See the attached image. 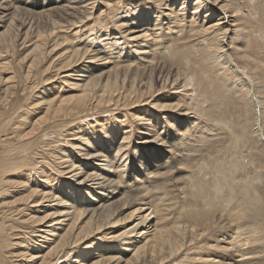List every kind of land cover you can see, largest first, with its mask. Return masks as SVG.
<instances>
[{"label":"bare ground","instance_id":"bare-ground-1","mask_svg":"<svg viewBox=\"0 0 264 264\" xmlns=\"http://www.w3.org/2000/svg\"><path fill=\"white\" fill-rule=\"evenodd\" d=\"M30 1H33L37 8H33L29 4ZM40 1L42 0H23V2L0 0V29L5 28L0 32V103L4 104L3 106H9L16 94V81L19 78L16 71L12 73L15 65L13 66L14 61L9 60L8 56L18 51L19 47L27 46L28 43L36 40L33 49L23 58L24 62L21 60L25 63L27 71L23 74V81L32 82L34 69L42 75L41 83L29 88L26 101L34 100L30 104L34 105V108L37 106L36 111L45 109L43 117H39L32 124L30 122L33 118H27L31 112H28V109L31 107L25 111L28 104L24 105V103L20 104L16 111L13 108L14 111L10 115L0 119V136L5 134L7 126L19 120L18 126L16 125L18 130L14 136L20 138L18 144L10 146L11 144H7L0 137V198L2 197L0 201L2 202L0 203V264H185L184 260L195 263L203 256H214L212 260L206 262L209 264H233L232 261L221 263L219 260L221 257L216 253V250L226 253L231 249L234 250L231 259H236L240 264H260V262L264 264L262 249L264 232L255 226L253 229L252 226L243 227L240 223H236L240 218H234L233 212L232 214L224 213L227 209L226 204L216 201L207 192L201 194L197 188H192L193 196L202 198L203 200L200 199L202 202L198 201L196 208L192 209L183 210V207L179 206L178 217L172 221L170 215L174 207L172 203L164 204V198L167 195L162 196L158 193L155 196L156 191L152 190L162 184L157 180L158 174L160 177L163 176L162 171L177 158L174 152L187 153L185 157L197 154L195 147L190 150L181 149L179 133L183 132V127L185 126L184 131H188L192 124L195 126L196 121L204 116L203 112H207L204 107L205 100L212 99L209 96H226L216 88L211 89L209 83L207 85L202 78L203 74L197 72L198 68L203 71L204 69L184 56L188 45L193 50L198 45H191L193 43L191 39L199 35H201L199 38L207 37L209 33L214 35L215 40L210 45L211 49L207 51L210 53L206 54L216 52L215 57L217 54L216 58L222 62L223 67L231 68L229 69L233 72L231 76L234 74L233 77H236L237 82H240L239 85H242L234 84L231 91H237L245 86L246 79L244 77L239 79L238 73L244 76L247 74L237 70L240 67L239 63L245 64V68L249 69L247 77L250 81L246 77L248 79L246 85L251 98H257L258 90H255L254 86L264 85V77L262 73H259L258 63L251 56L249 57L244 49L239 46L234 49V44L232 46L230 43L232 36L237 33L242 34L243 30L236 24L237 13L230 11V8L221 2L222 0H209L213 1L218 8L209 7L207 0H196V3H203L208 8L204 11L207 15L201 26L196 28L197 21H192L185 31L184 22L180 21L179 24L176 22L173 33L171 34L168 30L167 34L171 35L165 34L166 36L163 37L165 41L159 44V46H170L174 50L177 58L172 60V65L166 66L153 61L151 56L159 47L154 42L146 44V47L149 45L148 53L150 54L137 58L139 62L128 61V65L113 68L108 65L113 62L106 51L95 52L92 55V50L83 49L77 43L70 42L71 44L67 47L69 38L57 34L66 29L70 32L71 28H78L80 25L82 28L95 15L94 12L100 0H43L44 5L52 8L41 12L28 11L31 8L32 10L42 8L41 3L37 4ZM157 1L159 5L164 2V0ZM178 1L182 5L179 11L183 13L187 10V0ZM21 3L31 8L21 6ZM195 4L193 5L196 9L200 8ZM171 11L172 13H166L165 16L173 17L172 15L175 14L177 19L180 14L175 13L173 9ZM215 15L219 19H216ZM42 16L47 17V20L54 25L52 29H49L48 36L43 29V31L35 32V20ZM63 17L68 18V24L61 21ZM113 18L117 24L122 21L119 18L116 19V15H113ZM155 20L159 21V25H163L166 21L164 18ZM123 25L124 23L119 26L123 27ZM138 25L146 24L138 22ZM154 26L157 28L158 25ZM222 26L225 28L223 29ZM167 29H171V26ZM129 30V35L134 33L131 35L133 40L145 41L143 39L148 37L146 32L143 33L145 31L143 28V31L137 30V32L131 28ZM92 31H85L84 35ZM157 35L161 36L158 33ZM50 36L52 38L48 41ZM91 36L93 34H89L88 38ZM76 39L78 40V37ZM113 40L116 39L113 38ZM102 42L105 49L110 45L109 38L103 39ZM231 50L236 52L232 55ZM53 52L58 56L45 68L46 65L42 64ZM142 64L144 67H140ZM8 70H12V76L3 77L2 73ZM53 70L56 71L55 77L47 78L43 75ZM64 72L68 73L63 77L61 75L62 84L73 92L60 97L52 96L51 88L56 87L55 83L58 82L54 81ZM204 72L205 78L209 80L206 71ZM228 77L229 75H223L220 78L223 87H226ZM48 85L52 86L47 88ZM39 87L41 89L34 95V91ZM263 87H260L262 95H264ZM182 100H185V103ZM193 102L194 104H191ZM256 103H261L264 107V102L258 100ZM125 110H131V114L141 122L136 130L139 134L137 138L139 152L135 153V159L139 155L142 162L137 164L135 169L132 168L131 162L124 163L128 159L125 156L128 140L134 138L133 130L126 132V128L122 127L120 131L123 135L122 140L118 142L117 139V142H114L113 139L117 131L115 126L122 123L120 117H122L121 114L126 113ZM101 112L112 113L113 116H102ZM182 112L185 115H182ZM2 113L0 111L1 115ZM95 114L99 117L95 121L88 122V127L84 126L86 119ZM192 114H194L193 117H191ZM155 116H161L158 124L165 125V133L171 136L169 141H165L166 138L161 137L162 132L157 130ZM256 123V130L260 131L259 120ZM29 124L30 127L32 126L30 130L27 129ZM166 124L174 125L175 128L180 127V129L178 132H173V129H169ZM86 129L91 134H88ZM26 130H28L27 133ZM38 130H41V133L35 136L34 133ZM96 130H104L105 134L99 137L97 142H93V137L97 134ZM110 132L112 136L106 134ZM152 132H154L153 135H151ZM144 134L157 135V140L162 141L163 145L152 147L148 141L150 137ZM45 138L48 139L45 140ZM143 140L147 141L142 142ZM175 141L180 143L175 144L172 149ZM165 147H168L170 151L165 150ZM168 152H171V156H166V162L161 161ZM126 169L129 172H125ZM125 175L134 183L131 182L130 185L135 190L128 196L118 197L116 193L118 188L124 187L122 178ZM66 176L71 182L63 180ZM231 184L236 186L235 182ZM79 185L81 188H76ZM141 186H144L142 191L138 189ZM15 190H19L18 194L23 196L14 201H7L8 196L14 194ZM144 193L154 196L144 198L146 196ZM157 196L163 197V201H157L159 200L156 199ZM25 202L26 206L21 208ZM127 207L131 208L130 212L125 217L119 218V210ZM175 209L177 211V208ZM43 212L46 213L45 216H41ZM16 215H21L22 218H16ZM114 226H121V228L115 236H110L111 232L108 231ZM211 226L218 227L225 232L226 237L229 236L226 238L227 245L221 247L222 233L214 235L211 240L212 245L200 244L198 249H192L210 233ZM28 229H31L30 233L27 232ZM36 232L39 233L36 237L29 236ZM102 236L114 238L109 242L114 247L104 245L102 240L105 238ZM246 236L250 240L253 239L248 250L258 246L261 249L251 252L244 248ZM130 253L132 255L128 256L127 254Z\"/></svg>","mask_w":264,"mask_h":264},{"label":"rangeland","instance_id":"rangeland-1","mask_svg":"<svg viewBox=\"0 0 264 264\" xmlns=\"http://www.w3.org/2000/svg\"><path fill=\"white\" fill-rule=\"evenodd\" d=\"M21 1L23 2V0ZM42 1L37 3V4L41 3L42 8H38L36 10L35 9L32 10L31 7L26 6L23 3H21V6H26L28 8H31V9H28V11H31V12H41L48 8L49 9L52 8V7H48V5L46 4L44 5L45 2H42ZM47 1H50V0H47ZM194 2L196 3V0H187V3H186L187 10L182 13L181 11H179L182 8L181 7L182 5H180V2L178 0L177 1L164 0L162 5H159V2L157 0H110V1L100 0L97 5V10L94 12L95 15L92 17L91 20H88L86 24L83 25L82 28H81L82 25H80V27L78 28H74V27L71 28L70 32L66 31L67 30L66 29L62 31L61 33L57 32V34L59 33V36H65L69 38V44L67 45V47L71 43H75V44L77 43L83 49L86 48V49L92 50L93 51L91 53L92 55L95 52L106 51L107 54H110V57L112 58L111 62H113L108 65L110 67L117 68L116 66L128 65V61L139 62L140 60H137V58L145 57L147 54H150L148 53L150 51L149 45L148 47H146V44H151V43L153 44L155 42L159 46V44H161L160 43L161 41H165L163 39L164 36L166 35L169 36L173 33L175 29L174 24L176 22L177 24H179L180 21H183L185 24V27H184L185 31L189 28V25L192 23V21H197V24L195 25L196 28L201 26L202 22L205 19V16L207 15L206 13H204V11L208 10V8L203 3L195 4ZM221 2L224 5H226L228 8H230V11H234L237 13L238 22L236 24L240 25L243 28L242 34L240 33H237L236 35L234 34L232 36L230 43L232 44V46L234 44V49L235 47H238V46L244 49L246 54L249 57L251 56V58L254 59L258 63V65L260 66L259 73H262V77H264V0H222ZM206 3L207 4L209 3L208 4L209 7L211 6L214 8L215 7L218 8V6L214 5L213 1L207 0ZM29 4L32 5L33 8H37L36 5H34L33 1L32 2L30 1ZM193 4L200 6V8L196 9V7ZM170 8L173 9L175 13L180 14L177 16L178 17L177 19H175V14L172 15L173 17L165 16L166 13H169V12L172 13ZM113 15H116V19L119 18L120 20H122L119 23L120 24L124 23L123 27L119 26L120 25L119 23L118 24L115 23L116 20L113 18ZM145 15H148V16L146 17ZM157 16L159 17L157 18ZM214 17L216 19H219L217 15H215ZM163 18L166 19V21L163 22L164 23L163 25L161 24L159 25L158 23L159 21L155 20V19L162 20ZM61 21L64 24H68L69 22L68 18H65V17H63ZM138 22H142L146 24L145 25L146 27L138 25ZM155 24L158 25L157 28L154 26ZM91 25L92 26L95 25V27H92ZM53 26L54 25H52L51 22L48 21L47 17L45 16L38 17L34 23V27L36 29L35 32L37 33L39 30L40 31L44 30L46 32L45 35L47 34L46 36L49 35L48 31L49 29H52ZM169 26H171V29H167V27ZM160 27L162 28L160 29ZM222 27L223 29L225 28V26H222ZM130 28L132 30H135L136 32L137 30L143 31L142 30L143 28L145 30L143 33L146 32L148 37L143 39L145 41L133 40V36L131 35H133L134 33L129 35ZM4 29L5 28L0 29V32L3 31ZM77 29H79V31ZM88 30H93L92 31L93 33L92 32L88 33L86 37L84 34H85V31L87 32ZM168 30L170 31L171 34H167ZM108 33L109 35H107ZM157 33L161 36L158 37ZM89 34H93V36L88 38ZM154 36H157L158 38ZM76 37H78V40L76 39ZM199 37H201V35L197 36V38L195 37V39H191V42H193L191 45L198 44L195 46L196 49L193 50L192 48L189 47L190 45L187 44L188 46L186 47V49L189 51L185 49L184 56L188 57L190 59L189 60L190 62L196 63L195 64L196 66L202 67L204 71H206L207 77L209 80L205 78L204 76L205 72L203 70H200V68L197 69V72L199 74L200 72L203 74L202 78L204 79L207 85L209 83V85L211 86V89L216 88L220 93L226 96L225 97L212 96V95L209 96L212 99L208 98V100H205L204 107L206 108L207 112L205 111L203 112L204 116H201V118H199V120L196 121L195 126H193L192 124L193 127L191 126V128L188 131H184L185 126L183 127V132L179 133L180 135L179 138H180L181 143L178 141H175L172 144V149H174L175 144L179 145L180 143L182 150H190L193 147H195L196 149L194 148V150H197V154L187 155L185 157L187 153H181L180 151H179L180 153L178 151L174 152V154L177 155L176 156L177 158L174 160V162L170 163L168 167H166L167 169L165 168V170L162 171L164 173L163 176L160 177L158 174L157 180H159L160 184L161 183L162 184L160 186L153 188L152 190L156 191L155 196L158 195V193L159 195H162V196L167 195L166 198H164L165 199L164 204L172 203L174 207V209H171V215H170V219H172V221H174L176 217H178L177 212L180 209L179 206L183 207V210L192 209V208H196V204H198V201H200L199 203L202 202L203 200L202 198H195L193 196L192 188H197L201 194L202 192H207L210 194L211 197L216 199V201L218 200V202L221 201V203L226 204L227 209L224 211V213L233 212L234 218H240L238 221H236V223L238 224L240 223V225H242L243 227L252 226L253 229L255 227H258L260 231L264 232V107H262L261 103L259 104L256 103V101L258 102V100H260L261 102H264L263 100L264 95H262L260 91V87L264 85H259V84L255 85L254 86L255 90H258V92H256V96L258 99L251 98L252 96L249 93V89L247 87L248 85H246V83L250 81V79L247 77L249 69L245 68L246 67L245 64L239 63L240 67L237 70L247 75L244 76L238 73V75L240 76L238 75L237 76L239 79L241 77H244L246 79L245 86L239 88V90L237 91H234V90L231 91V87L234 84H237L238 86H242V85H239L240 82H237V78L233 77L234 74L233 76H231L233 73L232 70H229L231 68H227V66L223 67L222 62L216 58L218 57L217 54L215 57L216 52L212 51L211 54H208V55L206 54V53H210L207 51L211 49L210 45L215 40L214 35L212 33H209L207 37H203V38H199ZM51 38L52 37L50 36L48 41H50ZM91 38H93V40H90ZM106 38H109L110 45L105 49L103 48L105 46H103L102 41L103 39H106ZM113 38L116 39L115 40L116 42L113 40ZM35 41L36 40L31 42L32 44L28 43L27 46L19 47L18 51H16L11 56H8L9 60H12V62L14 61L13 66L15 65L14 71L11 70L12 73H15L16 71L17 76H19L20 79L18 78V80L16 81L17 82L16 94L13 96L14 98L11 99L9 106L7 105L3 106L4 104L0 103V105H2L0 106V111L3 112L2 115L0 114L1 120L2 118H5L8 115H10L12 111L14 110L16 111L17 107L22 103H24V105L28 104L26 105L24 109L25 111L26 109L31 107L30 109H28V112L29 111L31 112L27 117V118H33L31 119L32 120L30 122L31 124L35 123L36 120L39 119V117L42 118L45 113L44 108L37 110L38 112L35 110L37 106H35L34 108V105H31L32 102H34V100L26 101L27 95L29 94V90H30L29 88L31 86H34L37 83L40 84L42 75L38 73L36 69H34L32 72V76H34L32 79V82L23 81V76H24L23 74H26L25 72H27L25 69V63H23L24 62L23 58L33 49L34 47L33 44ZM205 43H207V45H205ZM112 44L114 46H112ZM143 47L145 48L143 49ZM204 47H207V48H204ZM197 48H199L198 49L199 52H197L198 51ZM143 52H147V53H143ZM235 52H236L235 50H231L232 55ZM57 56L58 54L53 52L51 56L46 58V60L44 61L42 65L45 64L46 65L45 68H46L51 62V60L53 59L56 60ZM107 57L109 58L108 55ZM151 57L153 58V61L155 63L160 62V64L166 65V66L172 65V60L177 58L175 56L174 50L170 46H164V45L159 46L156 49V53H154ZM140 67H144V65L142 64ZM228 70L230 72H228ZM11 71L10 70L5 71L4 73H2V76L6 78L8 75L12 76ZM66 73L68 72L61 73L60 77L54 81V82L56 81L58 82L55 83L57 85L56 87L53 86L54 88H51L52 96L57 95L60 97V96H64V94L68 95V93L70 94L73 92V91H69L68 88L62 84L61 79ZM43 75H45L47 78H53L56 76V71L53 70L52 72H48ZM223 75H229V77L227 78L226 87H223L221 85L222 80H220V78ZM50 86L52 85H48L46 87L48 88ZM40 89L41 87L37 88V90L34 91V95H36V92H39ZM182 101L183 103H185V100H182ZM188 102H190V100ZM191 104H194V102ZM13 108L15 109L13 110ZM5 111L6 113H4ZM125 111L126 113L125 114L123 113L124 115L121 114L122 117H120L122 120V123H120L118 126H115V130L117 129L115 133L116 140L114 137L113 139H114V142H117V139H118V142L122 140L123 135H122V132H120L122 127L126 128V132L127 131L131 132V130H133L134 138H130L128 140V144H127L128 149L125 155L126 158L128 157V159L124 163L129 164L131 162L132 168L135 169L136 165L142 162V158L139 157V155H137L135 159V153L138 154L139 152V148H137V145H138L137 138L139 134H137L136 130L138 129L137 128L138 124H141V122L137 121V118H135L136 116H133L131 114L132 112L131 110L130 111L125 110ZM183 113L184 112H182V115H185V113L184 114ZM100 114L102 116H108V117L113 116L112 113L110 114L107 112H105V114L101 112ZM137 115L139 116V112H137ZM143 115H144V112H143ZM148 115L150 116V113H148ZM193 115L194 114H192L191 117H193ZM98 117L99 116H97V114H95L94 116L88 117L85 121L86 123H84V126L88 127V122L95 121L96 118ZM154 118L156 121L155 124L157 125V130L162 132L161 137H165L166 138L165 141H169L171 139V136L165 133V129H164L165 125L163 123L158 124V120L159 121L161 120V116H158V117L155 116ZM257 120H259L260 131L256 130ZM18 121L19 120H15V122L10 124L11 127L10 125L7 126L5 134H2V136H0L2 138L1 140L3 141L5 140L4 142H7V144L9 145L11 144L10 146L14 144H18L17 142L20 139V138H15L14 136L18 130V127H16V125L18 126L19 124ZM166 125L168 126L169 129H173V132H178L180 129V127L175 128V126L171 124H166ZM106 126L108 127V124ZM28 127L29 128L27 129L30 130L32 126L30 127V124H29ZM28 130H26V133L28 132ZM86 132L88 134H91V132L88 129H86ZM40 133H41V130H38V132L37 133L35 132L34 134L35 136H37V134L39 135ZM104 134H105L104 130H98L97 134L94 135L93 137L94 138L93 142L94 141L97 142L99 137L103 136ZM106 134L108 136H112L111 132L106 133ZM153 134L154 132H152L151 135ZM144 135L146 137H150L148 141H150L149 144L152 147L157 146V145L158 146L163 145L162 141L157 140L158 138L157 135H154V136H151L148 134H144ZM6 138L9 141H6L7 140ZM29 138L28 140L31 139ZM46 139L48 138H45V140ZM144 141L146 142L147 140H143L142 142ZM165 150L170 151L168 147H165ZM167 155L171 156V152L166 153V155H164L161 161L166 162L165 158ZM125 172H129V171H127L126 169ZM67 177L68 176L64 177L63 180H65L66 182H71V180H68ZM122 180H123L124 187H122L121 185L122 188H118L117 193H116L118 197L124 196V195L128 196L129 194L132 193L133 190H135L133 189L134 187L130 185L132 181L129 180L128 176L125 175L122 178ZM139 180H141V178H139ZM209 182H211V184ZM230 182L231 183L235 182L236 186H234V184H231ZM199 184L201 185L199 186ZM202 184H204V186H202ZM76 188H81V186L79 185ZM158 188H160V190ZM138 189L142 191L144 190V186H141ZM156 189H158V191ZM17 191L19 190H15L14 194L13 193L11 195L9 194L10 196H8L7 201H14L16 199L21 198V196H23V194H18ZM214 193L216 194L214 195ZM144 195H146L144 196V198H150L151 196H154L149 193H144ZM162 198L163 197L157 196L156 199H159L157 201H160L162 200ZM1 199L2 197L0 198V201H2ZM227 199H228V202H227ZM145 200L147 201V199ZM25 206H26V202L23 204L21 208ZM229 206H231V208H229ZM175 208H177V211H175L176 210ZM129 209L131 208L129 207ZM129 209L128 207L124 209H120L119 218L125 217L130 212ZM25 214H29V213H25ZM45 214L46 213L43 212L41 216H45ZM21 215H16V218L19 217V219H21L22 218ZM212 227L213 226L210 227L211 231L205 237V239L198 242L195 246L192 247V249L193 248L198 249L200 244L205 245L207 243H210L212 245L213 241L211 240L214 237V235L215 234L221 235L222 233L223 235H222L221 247L224 245H227L226 238H228L229 236L226 237L224 234L225 232L221 231V229H219L218 227H215V228L214 227L212 228ZM120 228L121 226H114L113 229L111 228L108 231L109 233L111 232L110 236H115L116 232L118 233L119 232L118 230H120ZM30 231L31 229H28L27 232L30 233ZM36 235H39V233L36 232L34 234H30L29 236L34 238L36 237ZM110 236L109 238H107L106 236H102L103 238H105L102 241H104V245L114 247L109 244V242L112 239H114V238H110ZM252 242H253V239L250 240V238L246 236L244 240V243H245L244 248L248 250ZM241 249H243V247ZM257 249H261V247L260 246H258V248L252 247V249L248 251L256 252ZM262 249L264 253V247H262ZM233 251L231 249V250H228V252L226 253H221V251L216 250V253H218L217 255H220L221 258L219 260L221 261V263H229L232 261L233 264H240V262H238L236 259L235 260L231 259L233 257L231 256ZM127 255L129 256L132 254L130 253ZM212 258H214V256L213 257L203 256V258H200V260L195 261V263L187 262L186 260L184 261H185V264L186 263L187 264H209L206 262L209 260H212ZM260 264L262 263L260 262Z\"/></svg>","mask_w":264,"mask_h":264}]
</instances>
